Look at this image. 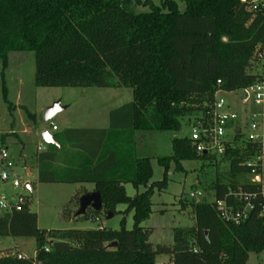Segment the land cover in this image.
Instances as JSON below:
<instances>
[{
    "label": "trees",
    "instance_id": "1",
    "mask_svg": "<svg viewBox=\"0 0 264 264\" xmlns=\"http://www.w3.org/2000/svg\"><path fill=\"white\" fill-rule=\"evenodd\" d=\"M172 0L161 7L141 0H0V98L7 101L4 71L13 52H34L38 88L132 90L133 101L109 114L108 129H66L54 134L58 145L37 155L38 181L93 184L103 213L114 217L117 207L133 212L134 227L111 230H42L27 201L23 210L0 214V238L36 241L34 258L18 259L0 251V264H156L157 255L170 264H248L264 252V214L256 205L239 225L220 218L217 202L242 208L233 193H259L260 187L239 184L250 173L246 163L261 155L262 146L242 141L240 119L228 124L232 142L219 156L229 162V183L214 186L216 202L192 204L193 226L175 230L172 246H154L151 229L142 227L152 211V197L165 191L172 162L216 156L196 152L190 137L172 139L173 155L155 157L164 168L161 182L151 183L153 156L145 134L182 131V120L210 121L217 92H241L257 81L251 72L257 52L264 55V8L256 15L240 0ZM151 7L137 13V6ZM220 81V84H218ZM5 143L4 138L1 137ZM65 145L81 152L88 164L73 171L53 170ZM126 185L144 191L131 198ZM232 192V194H230ZM185 207V205L183 204ZM117 243L116 248L108 245Z\"/></svg>",
    "mask_w": 264,
    "mask_h": 264
},
{
    "label": "rangeland",
    "instance_id": "2",
    "mask_svg": "<svg viewBox=\"0 0 264 264\" xmlns=\"http://www.w3.org/2000/svg\"><path fill=\"white\" fill-rule=\"evenodd\" d=\"M153 6L161 7L165 0H141ZM178 5L181 13L186 11V4L181 0H172ZM151 7L137 6L135 12H150ZM259 52L256 53L252 73L259 70ZM36 66L34 52H13L9 57V64L4 71L8 89L7 101L0 98V132L5 144L9 145L10 153L17 165V172L23 181L31 184V192L19 190L28 197L30 211L37 214L38 226L42 230H91L105 227L111 230H127L134 227L133 212L125 214L127 206L120 205L114 217L108 219L104 213L99 217L88 210L85 216L75 218L79 209V199L84 193L80 185L40 183L36 166L38 146L45 144L40 135L44 131L59 134L66 129H104L109 125L111 111L131 103L133 94L131 89H98V88H38L34 84ZM241 92H218L216 99H223L227 106L240 115V127L243 135L242 141L249 140L252 134L248 125L252 114H257L256 107L246 108L241 104ZM60 102L66 109L58 113L51 122L43 120L44 111L54 103ZM200 117L185 118L182 120L183 128L179 133L155 132L145 134L146 146L149 154L154 157L151 164L153 178L151 183L161 182L164 178V168L155 157H170L173 155L172 139L175 137H190L192 128ZM56 126L58 131H53ZM263 135L261 141L264 152V127L259 128ZM235 130L229 132L233 138ZM213 155V154H210ZM24 156H26L24 158ZM216 156L213 163L201 160L182 163L184 171H177L172 162L167 176L169 184L165 191L156 193L152 197L153 213L142 227L151 229L150 242L154 246H172L174 244L175 230L184 229L194 225L195 216L192 204L213 203L215 197L214 186L219 183H229V162L219 163ZM251 175L237 178L239 184H250ZM88 190L94 188L92 184L85 185ZM95 189V188H94ZM0 191L11 195L15 193L9 184L0 185ZM138 191L131 185H126L127 195L131 198ZM200 192L201 196L193 200L190 195ZM185 205V207L183 206ZM12 253L22 254L26 258H34L36 254V241L32 238L12 239L0 238V251L8 250ZM171 257L157 255L156 264H168ZM248 264H264V252L260 255L251 254Z\"/></svg>",
    "mask_w": 264,
    "mask_h": 264
},
{
    "label": "built area",
    "instance_id": "3",
    "mask_svg": "<svg viewBox=\"0 0 264 264\" xmlns=\"http://www.w3.org/2000/svg\"><path fill=\"white\" fill-rule=\"evenodd\" d=\"M240 2L246 5L247 10L256 15L261 9L264 8V0H240ZM259 70L256 73L257 81L251 87L241 91L243 96L241 97V104L248 108L256 107L259 112L256 114L251 113L248 130L252 133L249 136V141L260 143L263 140V135L259 134L258 130L264 127V55H258ZM220 84V81H218ZM218 93V92H217ZM216 93V94H217ZM216 96V95H215ZM210 121L200 119L196 125L192 128L190 139L193 142L197 153L201 154H213L221 156L227 149V145L232 142V138L229 137L228 124L240 119V115L233 111L223 99H216L213 103L211 111L209 113ZM53 131H57L56 126H52ZM262 146V144H261ZM39 153L45 152L44 146L40 145L37 149ZM251 169L250 185L259 186L260 194L246 193L243 194L233 193V197L236 202L245 201V205L242 208H236L233 205H229L224 201L217 202V208L220 214V218L227 223L239 225L245 221L250 213L255 210L256 205L253 200L261 198L258 206L261 213L264 214V152L262 150L261 155L255 159H252L246 163ZM0 184H9L15 191L11 195L5 194L0 191V214H7L12 212H20L23 210L28 197L23 194L21 190L25 192H31V184L23 181L21 175L17 172V165L15 164L13 157L10 153V149L5 143L2 142L0 132ZM232 194V192H230ZM201 196L200 192L191 193L190 197L193 200L198 199ZM213 202H216L214 199ZM18 259H24L22 254L15 255Z\"/></svg>",
    "mask_w": 264,
    "mask_h": 264
},
{
    "label": "water",
    "instance_id": "4",
    "mask_svg": "<svg viewBox=\"0 0 264 264\" xmlns=\"http://www.w3.org/2000/svg\"><path fill=\"white\" fill-rule=\"evenodd\" d=\"M66 107H63L60 102L54 103L52 106L48 107L43 114V120L46 123L52 121V119L60 112L64 111ZM40 138L47 145H58V142L55 140L54 135L48 131L41 133ZM91 209L95 212H100L102 210V201L99 192L86 193L81 196L79 199V209L75 213V218L85 216L88 210ZM113 216L111 213L108 214V219H111ZM117 243H111L108 245V249L116 248Z\"/></svg>",
    "mask_w": 264,
    "mask_h": 264
},
{
    "label": "crops",
    "instance_id": "5",
    "mask_svg": "<svg viewBox=\"0 0 264 264\" xmlns=\"http://www.w3.org/2000/svg\"><path fill=\"white\" fill-rule=\"evenodd\" d=\"M108 127H109V125H108ZM108 127L104 128V129H108ZM85 130H92V128H87V129L85 128ZM7 147L9 148V145H7ZM54 152L57 154V159H56V162L52 165L53 166V170L60 171V170L66 169L68 171H73L75 169H79L83 165L88 164L87 158L85 157V155H83L81 152H79L77 150H74V149H71V148H69V147H67L65 145H61L60 147L54 149ZM38 154L39 153H37V155ZM37 155H36V159H37ZM25 157L26 156H24V158ZM37 170H38V173H39L38 166H37ZM0 185H2V184H0ZM76 185H80V190H78V191H81V190L84 191V193L82 195H84L86 193L94 192V188L91 189V190H88L86 188V186H85L86 184L79 183V184H76ZM170 263H168V264H170Z\"/></svg>",
    "mask_w": 264,
    "mask_h": 264
}]
</instances>
